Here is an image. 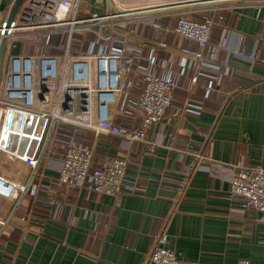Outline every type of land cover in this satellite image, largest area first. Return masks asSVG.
<instances>
[{
    "label": "crops",
    "instance_id": "obj_1",
    "mask_svg": "<svg viewBox=\"0 0 264 264\" xmlns=\"http://www.w3.org/2000/svg\"><path fill=\"white\" fill-rule=\"evenodd\" d=\"M6 14L0 11V21ZM222 15L210 45L229 71L206 98L204 77L185 90L191 74L186 71L172 106L150 125L143 141L128 143L84 127L74 132L94 149V163L117 155L128 159L116 196L55 183L61 157L55 138L62 137L64 126L53 130L34 176L27 164L12 160L17 177L6 179L31 180L30 186L40 189L14 202L3 198L0 217L8 216L13 229L0 235V264H151L148 253L161 235L179 258L193 264H264V222L257 220L256 210L240 208L227 195L237 165L264 167V63L246 58L254 51L264 59V4L237 2ZM160 37L167 44L155 55L168 53L177 70L180 48L187 43L175 34ZM8 39L7 62L10 56L40 52L31 36ZM152 46L147 43L144 50ZM58 52L54 46L43 50ZM128 75L135 82L129 96L135 97L139 75L135 69ZM186 102L201 107L196 114L179 113ZM141 116L140 109L129 117L116 110L113 120L137 126Z\"/></svg>",
    "mask_w": 264,
    "mask_h": 264
},
{
    "label": "built area",
    "instance_id": "obj_2",
    "mask_svg": "<svg viewBox=\"0 0 264 264\" xmlns=\"http://www.w3.org/2000/svg\"><path fill=\"white\" fill-rule=\"evenodd\" d=\"M237 2L264 4V0H24L8 28L4 19L0 21V36L5 30L7 38L31 36L40 52L10 56L6 64L0 80V153L27 164L34 176L53 130L64 126L62 137L55 138L61 152L55 183L116 196L128 159L117 155L94 163V149L76 139L74 132L84 127L128 143L143 141L150 125L172 106L186 71L191 74L185 90L204 77L202 96L206 98L229 71L210 45L212 30L223 21V9ZM169 33L187 43L180 48L177 70L168 53L155 55L156 48L167 44L160 35ZM147 43L155 46L146 52ZM50 46L60 48V53H43ZM246 58L264 63L254 51ZM140 61L144 64H137ZM133 69L140 79L135 97L129 96L135 87L128 78ZM43 85L46 89L40 93ZM200 107L186 102L178 112L196 114ZM136 109L142 111L137 126L114 122L116 110L129 117ZM31 183L11 182L0 175V195L17 200L26 191L37 192L39 186ZM227 195L240 208L256 210L257 220L264 222V167L237 165ZM9 223L8 216L0 217V235L13 229ZM148 260L151 264H193L179 258L162 235L154 237ZM240 263L247 264V260Z\"/></svg>",
    "mask_w": 264,
    "mask_h": 264
},
{
    "label": "water",
    "instance_id": "obj_3",
    "mask_svg": "<svg viewBox=\"0 0 264 264\" xmlns=\"http://www.w3.org/2000/svg\"><path fill=\"white\" fill-rule=\"evenodd\" d=\"M24 0H0V11L6 12V17L4 18V21L6 23V28H8L12 22V20L15 18V16L18 13V9L22 5ZM7 41V31L5 30V33L0 36V79L2 74V61H3V54L6 46ZM26 79H28V76H25ZM42 90L40 93L46 89L45 85L42 86Z\"/></svg>",
    "mask_w": 264,
    "mask_h": 264
},
{
    "label": "rangeland",
    "instance_id": "obj_4",
    "mask_svg": "<svg viewBox=\"0 0 264 264\" xmlns=\"http://www.w3.org/2000/svg\"><path fill=\"white\" fill-rule=\"evenodd\" d=\"M84 5L82 4V7ZM20 9V8H19ZM18 9V11H19ZM18 37V35H17ZM8 44H11V41L8 39L6 41V48L4 50V54H3V61H2V74H1V79H3V76L5 74V67H6V62H7V45ZM14 51V50H13ZM14 161H11V160H8L7 158L4 157V155L2 153H0V175L3 176L4 178H9V179H12V178H15L17 177V171L16 170L17 168L14 167ZM24 175H26V171L23 172ZM23 175L20 177L22 179ZM21 181V180H20ZM21 183V182H20ZM4 197L0 195V211L2 210V207L1 206H4L3 204V199ZM15 201V199H13V202ZM3 214V213H2Z\"/></svg>",
    "mask_w": 264,
    "mask_h": 264
},
{
    "label": "bare ground",
    "instance_id": "obj_5",
    "mask_svg": "<svg viewBox=\"0 0 264 264\" xmlns=\"http://www.w3.org/2000/svg\"><path fill=\"white\" fill-rule=\"evenodd\" d=\"M14 191H15V189H13ZM7 191V190H6ZM14 192H12V194H13Z\"/></svg>",
    "mask_w": 264,
    "mask_h": 264
}]
</instances>
